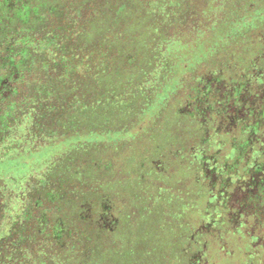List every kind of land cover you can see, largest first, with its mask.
I'll use <instances>...</instances> for the list:
<instances>
[{
    "label": "trees",
    "instance_id": "16d2710c",
    "mask_svg": "<svg viewBox=\"0 0 264 264\" xmlns=\"http://www.w3.org/2000/svg\"><path fill=\"white\" fill-rule=\"evenodd\" d=\"M93 4L86 10L78 5L65 16L64 20L70 19L68 23L73 25L70 30L58 31L60 27L53 26L58 34L52 29L47 36L41 34V39L32 33L47 28L54 14H50L51 19L47 21L37 14L25 17L26 14L15 9L5 17L8 10L0 6V161L18 155L28 157L29 161L24 167L21 165L23 168L14 166L21 177L8 174V180H0V264H53L50 258L62 260L68 250L83 258L94 253L93 240L85 236L86 228L79 227L84 220L74 213L89 198L79 201L70 195L67 190L76 192V181L64 180V177L84 174L87 167L83 166L88 165L89 160L66 163L68 159L62 154L63 166L58 163L61 159L49 157L45 151L40 157L41 163L33 161L36 152L48 149L46 147L60 136L75 134L74 140L70 141L73 142L71 149L75 150L87 148V142L96 145L95 141H98L96 137L84 138L87 131L100 130V120L86 121L75 114L92 110L89 102L63 101V105L51 106L48 101L53 97L63 98L67 90L71 93L74 88L83 90L85 82L81 79L84 74L89 75L93 71L89 69L96 64L106 75L114 71V55L110 48L98 49L86 56L71 51L81 42L82 25L90 17H96L97 7H102L99 3L94 8ZM164 5L166 28L170 33L180 25L185 31H196L188 37L172 35L162 50L153 56L146 83L133 91L129 97L132 100L126 105L131 111L145 110L146 117L142 118L131 138L118 141V148L129 154L121 149L123 145L126 147V142L132 141L131 150L138 153L134 156L139 166L136 174L142 179L145 161L153 166H156L154 162H160V158L152 153L146 157L151 151L157 153L169 132L168 124L159 130L160 122L168 113L175 114L178 123L186 129L188 141L180 150L195 162L198 178L210 190L203 206L205 214L200 220L213 216L217 210L221 213L228 209L225 207L228 201H224V197L218 198L219 194L215 192L224 189V193L230 195L238 190L242 197L232 205L237 212L241 210L240 223L238 227L230 225V229L237 232L241 222L245 224L243 235L253 244V249L258 248L257 234L264 240V0H203L200 5L202 15L199 13L197 19L182 20L180 14L185 12L176 7L173 0H166ZM209 6L214 8L211 16L207 15ZM228 14H231L229 18ZM195 32L200 35L195 36ZM196 37L199 45L194 42ZM196 46L201 50H194ZM183 48L188 50L187 54L182 53ZM133 59L131 56L128 60L129 67ZM209 62L212 67H207ZM206 71L218 73L226 90L233 88L232 92L208 95L203 77ZM86 92L89 95L90 90ZM104 94L102 98H112L110 93ZM175 95L181 101L197 99V112L181 114L167 109L168 101ZM102 103L106 105L100 107L103 111L115 109L111 99ZM134 118L138 119V115ZM106 123L107 128L113 126ZM143 145L147 146V153L143 151ZM66 164H70L71 169ZM102 166L95 163L88 170L103 171ZM110 171L111 168L103 173ZM212 172L217 178L216 188L209 184L213 179ZM5 181L9 184L5 185ZM72 208H76L71 212L76 225L68 215ZM220 217L223 215H219L215 225L227 221ZM91 221H86L89 232ZM218 226L210 231H200L214 237L219 233ZM251 228H254L253 234L249 233ZM203 248L205 245L200 244V249ZM51 254L54 257H50ZM61 263L57 260L54 264Z\"/></svg>",
    "mask_w": 264,
    "mask_h": 264
},
{
    "label": "rangeland",
    "instance_id": "374dc122",
    "mask_svg": "<svg viewBox=\"0 0 264 264\" xmlns=\"http://www.w3.org/2000/svg\"><path fill=\"white\" fill-rule=\"evenodd\" d=\"M107 1L0 0V6L4 10H8L5 17L8 16L9 11L15 9L23 12V15L26 14L25 17L37 14L38 17L46 18V20H50V14H54L55 16L52 17L47 28H40L39 32L32 33L39 39H41V34L49 35L54 27L57 29L60 27L58 31L70 30L73 26L68 23L70 19L64 20V18L78 5L80 8L83 6L82 9L86 10L87 6L92 3H94V8L100 3L102 7H97L98 15L94 18L90 17L87 23L82 25L81 32H79L81 35L80 47H74L71 51L86 56L92 51L107 47L112 49L114 55L113 61L115 62L112 64L114 71L110 74H104L105 72L101 70L102 67L96 64L94 69H89V71L93 70L89 75H83L81 79L82 82H85L83 90L77 91V88H74L73 93L69 90L66 91L67 94L64 92L63 98L47 99L51 106L60 105L63 101L79 103L85 100L89 102V108L92 110H86L87 112L84 113L78 111L75 113L76 116L84 117L86 121L87 119L95 120V122L100 120V125L99 122L97 123L100 130H89L84 138L89 140L90 137H96L98 139L95 141L96 145L87 142L88 144H85L87 148L82 147L75 150L71 149L73 142H70L74 140L75 134L69 137L60 136L55 138L49 147H46L48 149L40 150L33 156L35 164L41 163L40 157L45 151L49 157L54 156L61 159H58V163L61 164L62 161H65L62 154H65L68 159L65 161L66 163L75 160L77 163H83L85 160H89L86 163L88 165L83 166V168L87 167L84 174L78 177L75 175L64 177V180L66 182L69 179L73 182L76 181V188H74L76 192L71 189L67 190L70 195L76 196L80 199L79 201H83L87 196L89 198L83 201V204L81 203V207L69 209L68 215L73 223L74 218L71 216V212L76 209L74 213L79 214L77 217L80 220H84L79 224V227L83 230L86 228L85 236L88 235L90 240H93L94 253L83 258L79 253L68 250L62 260L56 257L55 260L50 258L51 261L53 264L57 263V260L61 261V264H190L195 263L201 255L197 264H264V246H262L264 240L259 236V233L255 239L259 247L253 249V244L243 235L246 229L245 224L241 222L237 232L230 229V225L238 227L240 223L241 210L237 212L232 205V202L242 197L238 190L230 195L224 193V189L215 192L219 194L218 198L224 197V201H228L225 206L228 209L221 213L217 210L213 216L200 220L205 214L203 206L206 199L209 198L210 190L204 181L198 178L195 162H192L188 154L182 153L180 150L188 141L185 136L186 129L180 125L181 123H178L179 120L175 114L168 113L162 121L163 124L160 122L159 130H163L164 126L166 127L168 124L169 132L166 134V139L163 134L165 140L161 142L157 153L153 154V151L147 153V146L143 145L142 149L147 153L146 157L152 153V156L160 158V162H154L153 164L156 166H153L150 162L143 161L145 167L141 172L142 179L136 174L139 166H137L134 156L138 153L131 150L132 141L126 142V147L123 145L121 149L129 154H125L118 148V141L121 138H131L133 133L137 132L136 129L142 122V118L146 117L145 110L140 114L128 110L126 105L132 100L129 97L133 91L138 90L146 83L147 71H149L153 56L162 50L161 47L172 35L188 37L196 30L185 31L180 25L176 26L171 34L165 23L164 3L166 0H157V2L152 0H109L108 3ZM202 1L173 0L176 7L185 12L183 15L180 14L181 20L182 18L197 19L200 14L202 15L204 13L201 12ZM260 11L261 9L258 10V12ZM208 12V16L213 14V6H209ZM117 14H119L118 18L115 17ZM226 16L229 18L231 14ZM53 31L55 30L53 29ZM58 31L55 33L58 34ZM195 33V36L200 35L199 32ZM201 35L203 34L201 33ZM196 40L197 37L194 40L195 43H197ZM194 50L198 52L201 49L196 46ZM187 52V49H182V53L187 54ZM131 56L134 58V62L132 61L129 67L127 62ZM209 64L210 66L207 67H212V63L209 62ZM203 77L204 88L208 95L221 94L225 91L232 92L233 88L226 90L218 73L206 71ZM95 88L96 90H94ZM84 89L88 92L90 90L89 95ZM106 92L110 93L112 98H102ZM158 95L161 96L160 93ZM175 96L168 101L167 109H174L181 114L197 112V99L191 101L192 98H184L181 101V98ZM109 99L113 100L112 105L115 109L111 112L103 111L100 107L106 105L102 102ZM135 115H138V119L134 118ZM106 121V124L110 123L113 126L107 128V125H104ZM141 130L143 133L144 130ZM172 130L175 131V135ZM27 158L18 155L0 161V180L1 178L8 180V174L21 177L14 166L23 168L25 162L28 161ZM30 163L32 162L30 161ZM95 163L104 165L102 166L103 171L97 168L88 170V167H92ZM158 164L159 166H157ZM62 165L64 166V164ZM66 165H69L68 168L71 169L70 164ZM106 168H111L109 174L103 173L107 172ZM212 176L213 179L209 184L216 188L215 172H212ZM8 182L5 181L4 184H9ZM111 207L112 212L106 215L105 209ZM92 215L95 217L93 218ZM219 215H223V218H220L227 220V223L215 225V222L219 220ZM90 219L93 221L91 232L88 230L89 222L86 223ZM214 226H218L217 230L219 231L214 237L201 233V231L212 230ZM241 227L243 228L241 229ZM253 229H249L250 234L254 233ZM86 243H88L87 239ZM200 244L205 245V248L200 249ZM82 245L80 247L84 246ZM49 256L54 257L52 254Z\"/></svg>",
    "mask_w": 264,
    "mask_h": 264
},
{
    "label": "flooded vegetation",
    "instance_id": "af4514ba",
    "mask_svg": "<svg viewBox=\"0 0 264 264\" xmlns=\"http://www.w3.org/2000/svg\"><path fill=\"white\" fill-rule=\"evenodd\" d=\"M112 207L111 208H107L105 209L104 213L107 215V214H110L112 211H111ZM201 259V255L199 256V259L196 260L195 263H190V264H197L199 263V260Z\"/></svg>",
    "mask_w": 264,
    "mask_h": 264
}]
</instances>
